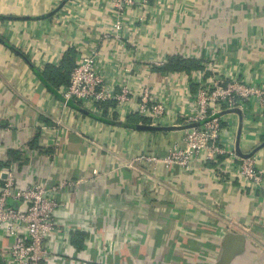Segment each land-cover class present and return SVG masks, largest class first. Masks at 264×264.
I'll use <instances>...</instances> for the list:
<instances>
[{"label": "crops", "instance_id": "0c3cea01", "mask_svg": "<svg viewBox=\"0 0 264 264\" xmlns=\"http://www.w3.org/2000/svg\"><path fill=\"white\" fill-rule=\"evenodd\" d=\"M117 18L120 38H103ZM97 43L107 84L135 97L65 110L33 60L59 66L72 46ZM175 55L203 67L161 74ZM221 73L264 85V0H135L121 15L111 0H0V172L13 168L23 188L75 184L57 192L61 264H264V186L231 177L224 156L189 169L141 159L185 147L188 95ZM145 88L166 117L132 119ZM222 130L223 145L255 153L264 172L258 103L225 113Z\"/></svg>", "mask_w": 264, "mask_h": 264}, {"label": "built area", "instance_id": "2783aa9c", "mask_svg": "<svg viewBox=\"0 0 264 264\" xmlns=\"http://www.w3.org/2000/svg\"><path fill=\"white\" fill-rule=\"evenodd\" d=\"M111 1L119 15L135 4V0ZM121 29L122 20L117 18L113 25V34L107 32L103 38L119 39ZM80 49L82 55L77 59L76 67L72 71L70 84L59 88L65 110L70 109V102L89 111L101 110L98 105L109 101H115L117 109L135 97L128 86L120 87V92H117L115 86L107 84L101 69L103 61L100 59L98 43L85 44ZM33 61L41 69L47 65L39 63L38 60ZM164 64L165 62L159 63L160 66ZM196 84L197 91L188 95L191 96V109L181 115L184 120L181 127L185 131V147L173 149L163 159L160 157L141 159L153 163L164 161L169 167L189 169L195 158L204 156L206 161L217 162L224 156L231 177L244 179L253 189H261L264 186V172L257 167V155L228 149L223 145L221 137L224 114L243 109L245 103L250 100L258 103L264 120V85H252L239 79L229 80L222 73L214 74L209 79L201 76ZM138 98L139 102L134 112L143 118L157 121L170 112L167 104L155 99L149 88H145ZM58 123L60 124V121ZM218 164L221 165L220 162ZM94 174L97 175V171ZM74 185L68 182L61 186L48 187L41 183H31L23 188L18 185L13 168L0 172L2 264L64 262L65 258L59 249L64 233L58 216L63 201L57 198V192L60 188ZM118 244L117 240L107 242L102 255L114 254ZM72 263L81 262L73 258Z\"/></svg>", "mask_w": 264, "mask_h": 264}, {"label": "trees", "instance_id": "16d2710c", "mask_svg": "<svg viewBox=\"0 0 264 264\" xmlns=\"http://www.w3.org/2000/svg\"><path fill=\"white\" fill-rule=\"evenodd\" d=\"M6 41V40H5ZM7 42V41H6ZM8 43V42H7ZM82 55V53L75 49L74 46L69 48V50L63 55L62 62L59 66L56 65H46L42 69L41 76L47 83L50 90H56L62 86H68L71 82V74L73 69L76 67L77 59ZM203 66L200 64L199 60L185 58L180 55L171 56L167 59V62L162 65L157 70L161 74H175V73H190L193 70L201 69ZM115 102H105L99 106L102 111H107V108L112 105L115 106ZM78 106V105H76ZM79 107V106H78ZM136 115L132 116L138 117ZM0 264H2L0 260Z\"/></svg>", "mask_w": 264, "mask_h": 264}]
</instances>
